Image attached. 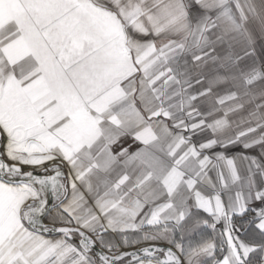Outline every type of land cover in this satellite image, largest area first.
<instances>
[{
  "label": "snow or ice",
  "instance_id": "obj_1",
  "mask_svg": "<svg viewBox=\"0 0 264 264\" xmlns=\"http://www.w3.org/2000/svg\"><path fill=\"white\" fill-rule=\"evenodd\" d=\"M126 257L264 264V0H0V264Z\"/></svg>",
  "mask_w": 264,
  "mask_h": 264
},
{
  "label": "crops",
  "instance_id": "obj_2",
  "mask_svg": "<svg viewBox=\"0 0 264 264\" xmlns=\"http://www.w3.org/2000/svg\"><path fill=\"white\" fill-rule=\"evenodd\" d=\"M129 145H131V150H135L136 147L139 146L138 144H134V143H133L131 137H125V138H122V139H121V142H120L118 145L114 146V147L116 148V150H119V148H120L121 146H123V147H128ZM238 151H240V149H230L229 152H228V155H235ZM258 151H259V149H256L255 151H252V152H250V153H248V154H253V155H254V154H256ZM65 171H66V169H65ZM217 227H218V229H221V228H222V224H221V225H218ZM57 235H58V234H57ZM49 238H51V237H49ZM150 243H151V242H142V243H140V244H137V245H135V246L128 247V248L121 247L119 250H126V249L136 248V247H140V246H143V245H148V244H150ZM124 264H129V262L124 261Z\"/></svg>",
  "mask_w": 264,
  "mask_h": 264
},
{
  "label": "water",
  "instance_id": "obj_3",
  "mask_svg": "<svg viewBox=\"0 0 264 264\" xmlns=\"http://www.w3.org/2000/svg\"><path fill=\"white\" fill-rule=\"evenodd\" d=\"M45 223H47V221H45ZM148 246H150V244H148V245H143V246L136 247V248L126 249V250H120V251H121V252H134V251H137V250L140 249V248L148 247ZM124 261H126V262L131 261V257H126Z\"/></svg>",
  "mask_w": 264,
  "mask_h": 264
},
{
  "label": "trees",
  "instance_id": "obj_4",
  "mask_svg": "<svg viewBox=\"0 0 264 264\" xmlns=\"http://www.w3.org/2000/svg\"><path fill=\"white\" fill-rule=\"evenodd\" d=\"M246 219H247V217H246ZM237 222H239V221H237ZM209 232H210V230H209ZM217 239H218V237H217ZM140 244V243H139ZM137 245V244H136ZM135 246V245H134ZM121 247H123V246H121ZM128 247H132V246H128ZM128 247H125V248H128Z\"/></svg>",
  "mask_w": 264,
  "mask_h": 264
}]
</instances>
